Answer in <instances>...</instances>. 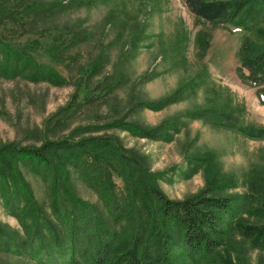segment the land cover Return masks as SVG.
Wrapping results in <instances>:
<instances>
[{
    "label": "rangeland",
    "instance_id": "rangeland-1",
    "mask_svg": "<svg viewBox=\"0 0 264 264\" xmlns=\"http://www.w3.org/2000/svg\"><path fill=\"white\" fill-rule=\"evenodd\" d=\"M33 1L34 14L20 34L3 29L10 44L32 37L41 42L30 49L34 57L28 64L38 75L30 69L0 77V148L26 149L73 135L71 140L104 135L111 153L99 165L86 153L61 151L45 176L43 167L33 170L26 159L16 158L17 149L9 150V158H0H8L1 161L8 164L0 175L16 169L9 164L11 158L36 202L51 213V195L56 192V199L64 202L69 192L68 170L72 195L96 206L106 214L109 227L127 236L128 221H114L105 199L81 178V171L97 177L110 201L126 207L132 217L141 213L142 204L150 210L142 217L147 232L154 215L158 217L148 190L151 182L172 199L209 188L211 194L234 199L239 206L234 219L264 225V136L249 137L240 127L213 122L264 130V82L252 85L237 70L242 65L249 74L243 63L246 38L264 42V36L246 24L198 19L186 0ZM35 28L40 30L32 33ZM22 50L29 53L26 47L1 44L0 57L9 68L15 61L22 66L29 59ZM183 84L188 88L178 100L158 110L142 106L171 96ZM214 112L223 114L216 117ZM128 123L140 128L178 123L179 129L170 128L169 138L153 140L135 135L137 130ZM207 155L214 157L207 165L196 162L209 161ZM77 158L78 166L70 165ZM7 185L15 193L21 191L16 177L9 175ZM65 200L60 209L73 213L75 196ZM223 220L232 221L228 215ZM0 228L18 249L0 248V264H42L26 249L29 235L8 212L1 192ZM174 239L181 241L179 232ZM180 253L177 247L172 256L187 264ZM199 264H264V250L235 231Z\"/></svg>",
    "mask_w": 264,
    "mask_h": 264
},
{
    "label": "trees",
    "instance_id": "trees-1",
    "mask_svg": "<svg viewBox=\"0 0 264 264\" xmlns=\"http://www.w3.org/2000/svg\"><path fill=\"white\" fill-rule=\"evenodd\" d=\"M186 2L198 19L214 23L236 22L246 24L264 36V23L261 22L264 19V0H186ZM6 3L7 6H4ZM34 4L33 0H11L10 2L9 0H0V23L5 24L3 28H0V45L4 44L6 48L19 45L20 49L26 47L29 51L28 53L22 50L24 56L29 57L22 66H19L18 62L15 61L13 66L11 64L9 68L0 57V77L7 75L14 77L24 74L30 69L32 71L37 69L35 66L29 67L28 64L32 58L30 49L40 46L41 38L32 37L20 41L19 44H10L4 41L6 34L3 30L12 29L15 34H20V31L26 26L25 23L34 14L32 12L35 9ZM38 30L40 28H35L32 33ZM22 42L24 44L20 45ZM57 51L59 52V50ZM243 52V63L248 67L249 74L245 73L242 65L237 67L238 73L242 79L252 85L263 83L264 42L246 38L243 43ZM37 72L36 70L33 74L38 75ZM187 88L188 84H183L171 96L159 101L142 102V106L158 110L160 107L163 108L170 102L178 100L182 95L184 96ZM90 95L91 93L85 98H90ZM260 97L264 102V93H261ZM220 114L223 113L214 112L213 116L220 117ZM177 120L181 122L180 119ZM213 122L240 127V130L249 137L264 136L263 129L256 130L253 126L241 128L239 124L236 125L237 123L216 120ZM129 126H131V130H137L135 135L153 140L169 138L168 136L172 134L170 128L179 129L178 123H173L170 126L160 125L161 127L140 128L132 124ZM124 130L131 132L126 128ZM258 133L259 135H256ZM72 137L76 136L73 135ZM71 139L46 140L42 146L26 149L4 145L0 148V158L1 156H8L9 158V150L15 151L17 149L16 158L26 159L33 170L37 167H43L47 171L45 175L47 176L49 174L48 167L53 162V158L61 151L86 153L92 161H97L99 165L104 164L102 159L111 153L109 138L104 135L83 137L78 140ZM110 140L113 139L110 138ZM205 157L209 158V161L197 159L196 162L202 161L201 164L207 165L214 158L213 155ZM2 160L0 159V168L8 164L1 162ZM78 160L79 158L73 162L70 161V165L78 166ZM13 163L10 158L9 164L16 169L4 170L5 174L0 175V182L3 181L0 188L1 197L5 200L8 212L19 218V222L29 235V240L26 243L29 254L36 257L42 264H179L172 256V251L177 247L181 248L183 252L180 255L189 261L187 264H199L201 260L216 254L224 239L235 231L250 240L254 247L264 250V225H250L241 219H234L239 207L234 199L229 196L211 194L209 188L184 199H172L159 186L151 182L148 185V190L156 203L155 209L158 210V217L154 215V223L151 230L147 232V225L142 221V217L148 215L150 210L144 209L142 204L141 213L136 212L135 216L132 217L126 207L121 206L117 201H110V196H106L105 189L101 187L97 177L91 175L88 170L81 171V178L100 194L101 198L105 199L106 206L109 208L114 221L119 223L122 220L128 221L127 229L130 235L127 236L109 227L106 214L96 206L95 208L87 204L78 194L72 195L73 188L68 170H66L68 180L66 185L69 192L65 199L75 196L73 213L63 211L66 200L64 199L63 202L62 199H56V192L51 195L52 200L54 198L55 201L51 205L52 212L48 213L36 202L29 183L25 181ZM9 175L16 177V181L20 184V192L15 193L8 187ZM74 193L76 192L74 191ZM69 194L71 195L69 196ZM145 207L148 208L149 206ZM79 208L81 211H78ZM224 215H228L231 220L236 221H228L225 224ZM80 216L83 217V220L79 221ZM2 228H0V248L14 249L17 252L18 249L11 244L10 239L12 237L4 235L5 229ZM178 232L180 242L174 239V234L176 235Z\"/></svg>",
    "mask_w": 264,
    "mask_h": 264
}]
</instances>
